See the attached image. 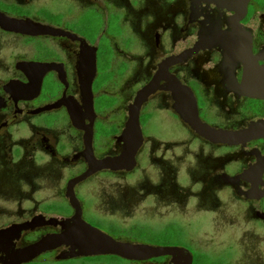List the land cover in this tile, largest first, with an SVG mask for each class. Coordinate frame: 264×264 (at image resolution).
<instances>
[{"label":"flooded vegetation","instance_id":"1","mask_svg":"<svg viewBox=\"0 0 264 264\" xmlns=\"http://www.w3.org/2000/svg\"><path fill=\"white\" fill-rule=\"evenodd\" d=\"M191 114L257 132L211 142ZM76 219L191 264H264V0H0V264ZM67 252L23 264L173 263Z\"/></svg>","mask_w":264,"mask_h":264},{"label":"water","instance_id":"2","mask_svg":"<svg viewBox=\"0 0 264 264\" xmlns=\"http://www.w3.org/2000/svg\"><path fill=\"white\" fill-rule=\"evenodd\" d=\"M3 24H9L13 27H16L19 26L20 23L17 21L4 20ZM90 69L91 75L94 74V63H92ZM91 79L92 76L87 83L89 108H92L90 87ZM141 101L142 95L139 96L137 104H140ZM137 110V108L133 109L132 113L130 114L129 122L123 136L125 141L132 139L133 137L136 139V145L132 149L131 153L132 157L130 161L126 162L128 166L121 168L125 170H130L133 167V156L141 139ZM188 123L197 134L211 142L234 143L240 139L251 138L255 135L254 133L257 132L255 129H249L241 133L215 131L203 125L197 119L195 114L190 115V121ZM58 247H65L68 249V252L62 256L64 259L83 255H117L121 258L134 261L145 260L151 257H160L163 255H171L173 257L172 264L192 263L190 255L181 249L151 247L147 245H135L132 243L117 242L111 237L76 219L74 220L73 224L70 227H67L62 233L58 235L47 236L34 245L9 254L5 264H23L31 261L45 251Z\"/></svg>","mask_w":264,"mask_h":264}]
</instances>
